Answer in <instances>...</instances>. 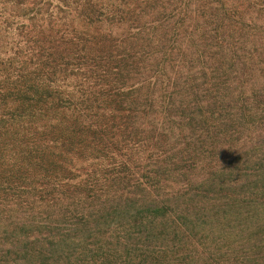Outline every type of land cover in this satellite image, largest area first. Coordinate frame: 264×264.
<instances>
[{"label": "trees", "instance_id": "trees-1", "mask_svg": "<svg viewBox=\"0 0 264 264\" xmlns=\"http://www.w3.org/2000/svg\"><path fill=\"white\" fill-rule=\"evenodd\" d=\"M0 264H264V0H0Z\"/></svg>", "mask_w": 264, "mask_h": 264}]
</instances>
